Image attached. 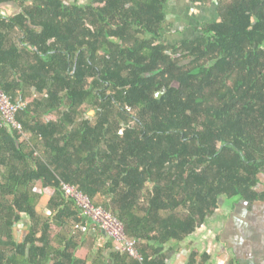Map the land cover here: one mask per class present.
I'll return each mask as SVG.
<instances>
[{
  "label": "trees",
  "instance_id": "16d2710c",
  "mask_svg": "<svg viewBox=\"0 0 264 264\" xmlns=\"http://www.w3.org/2000/svg\"><path fill=\"white\" fill-rule=\"evenodd\" d=\"M189 1L218 19L169 43V0H0V87L26 101L28 134L0 114V264H166L221 197L259 199L264 0ZM62 182L117 216L142 260L86 246ZM38 184L55 189L44 210Z\"/></svg>",
  "mask_w": 264,
  "mask_h": 264
},
{
  "label": "crops",
  "instance_id": "0c3cea01",
  "mask_svg": "<svg viewBox=\"0 0 264 264\" xmlns=\"http://www.w3.org/2000/svg\"><path fill=\"white\" fill-rule=\"evenodd\" d=\"M17 5L2 6L1 12L14 14ZM167 24L164 38L169 43L196 39L201 25L218 19L215 5H194L189 0H169L166 6ZM259 199L248 202L241 198H220L218 207L205 223L182 242L171 241L166 249V264H188L193 251L210 256L206 264H264V173L257 186ZM23 224V226H22ZM28 228L27 219L17 225L21 237ZM86 246L93 250L118 244L102 229L88 225Z\"/></svg>",
  "mask_w": 264,
  "mask_h": 264
},
{
  "label": "built area",
  "instance_id": "2783aa9c",
  "mask_svg": "<svg viewBox=\"0 0 264 264\" xmlns=\"http://www.w3.org/2000/svg\"><path fill=\"white\" fill-rule=\"evenodd\" d=\"M26 101H12L11 98L0 87V114L4 123L16 129L21 138H27L28 134L24 131L23 123L18 119V112L26 107ZM61 188L65 194L72 198L88 223L104 230L117 244L120 250L127 251L131 256L142 260V255L135 245V240L128 237L123 223L111 211L106 210L101 205H96L88 194L84 193L77 186L62 182ZM34 190L52 196L55 189L51 186L38 184ZM50 198V197H49ZM88 225L82 224L81 229L87 230Z\"/></svg>",
  "mask_w": 264,
  "mask_h": 264
},
{
  "label": "rangeland",
  "instance_id": "374dc122",
  "mask_svg": "<svg viewBox=\"0 0 264 264\" xmlns=\"http://www.w3.org/2000/svg\"><path fill=\"white\" fill-rule=\"evenodd\" d=\"M92 1H94V0H66V2L69 4H72V3L87 4V3H91ZM90 113L93 114L94 113L93 110ZM49 197H50L49 194H46L42 198V200L40 201V209L41 210H44L46 208L47 200ZM22 226H23V224H22ZM17 232H18V230H17ZM19 236H20V234H19Z\"/></svg>",
  "mask_w": 264,
  "mask_h": 264
},
{
  "label": "water",
  "instance_id": "95a60500",
  "mask_svg": "<svg viewBox=\"0 0 264 264\" xmlns=\"http://www.w3.org/2000/svg\"><path fill=\"white\" fill-rule=\"evenodd\" d=\"M157 96H158V97L161 96V91H159V92L157 93ZM102 231H104V230H102ZM104 233H106V232L104 231Z\"/></svg>",
  "mask_w": 264,
  "mask_h": 264
}]
</instances>
